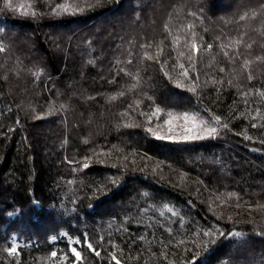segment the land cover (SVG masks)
<instances>
[{
    "label": "trees",
    "instance_id": "obj_1",
    "mask_svg": "<svg viewBox=\"0 0 264 264\" xmlns=\"http://www.w3.org/2000/svg\"><path fill=\"white\" fill-rule=\"evenodd\" d=\"M237 1L0 0V264H264V0ZM185 116L201 138L155 135Z\"/></svg>",
    "mask_w": 264,
    "mask_h": 264
},
{
    "label": "rangeland",
    "instance_id": "obj_2",
    "mask_svg": "<svg viewBox=\"0 0 264 264\" xmlns=\"http://www.w3.org/2000/svg\"><path fill=\"white\" fill-rule=\"evenodd\" d=\"M243 1L244 0H242L241 2L237 1L236 6H238L240 4H245ZM159 7L160 6H155L154 8L156 10ZM233 7L234 6H232V5L224 7L223 11L232 10ZM155 19H156V17L153 16V14H152V16L149 17L148 22L150 24H153V23H155ZM146 23L147 22H145V24ZM140 25L143 26V23ZM94 29L96 31L98 28L96 27ZM62 35H64V31H61V30H57V32L54 31L53 33L50 34V39L54 40V43H56L55 44L56 50L62 49L61 45L59 43L60 37ZM193 126H194L193 122L190 119H187V120L184 118H182V120H180V119L175 120L174 119V120L166 121V122L162 123L161 125H159L158 127H156L154 129V133L157 137H162L163 139H166V140H185L184 137H186V136H188V137L194 136L195 133L193 132Z\"/></svg>",
    "mask_w": 264,
    "mask_h": 264
},
{
    "label": "snow or ice",
    "instance_id": "obj_3",
    "mask_svg": "<svg viewBox=\"0 0 264 264\" xmlns=\"http://www.w3.org/2000/svg\"><path fill=\"white\" fill-rule=\"evenodd\" d=\"M64 11H67V9L65 8ZM247 15H248V14L245 13V15H242V16L240 17V19H241V20L245 19ZM255 15H256V13L253 12V13H252V16L255 17ZM191 47L195 50V49H196V44H195V43H192ZM210 47H211V45H209V48H210ZM249 47H250V46H249ZM0 51H3V49L0 48ZM181 55H183V54H181ZM225 55H227V53H225ZM146 58H148V59H152V57H150V56H146ZM190 59H191V58H190ZM180 67L183 68V65H180ZM187 74H188V73H187V70H185L184 73H183V75L187 76ZM158 111H159V109H157V112H158ZM169 115H171V113H169ZM184 119L187 120V119H190V118H189L188 116H185ZM205 131H206L209 135H212V134H214V133L216 132V129H215V128H208V129H205ZM158 138H162V137H158ZM198 138H201V137H199V136H191V137L186 136V137H184V139H198ZM88 247L91 248V247H92L91 244H89ZM15 251H16L15 248L10 249V252H12V253H15ZM72 252L74 253V255H75V257L77 258V260H79V259H80V253L77 252L76 249H74V248L72 249ZM52 255L55 256L56 253H53ZM97 255H99V253H97ZM113 259H115V257H113ZM117 264H119V261H117Z\"/></svg>",
    "mask_w": 264,
    "mask_h": 264
}]
</instances>
